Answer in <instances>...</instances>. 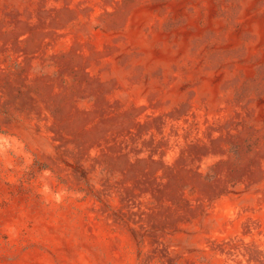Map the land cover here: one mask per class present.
Instances as JSON below:
<instances>
[{"label": "rangeland", "instance_id": "1", "mask_svg": "<svg viewBox=\"0 0 264 264\" xmlns=\"http://www.w3.org/2000/svg\"><path fill=\"white\" fill-rule=\"evenodd\" d=\"M0 264H264V0H0Z\"/></svg>", "mask_w": 264, "mask_h": 264}]
</instances>
